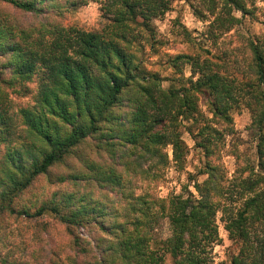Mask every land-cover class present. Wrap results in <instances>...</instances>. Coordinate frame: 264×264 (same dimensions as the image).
Masks as SVG:
<instances>
[{"label": "trees", "instance_id": "16d2710c", "mask_svg": "<svg viewBox=\"0 0 264 264\" xmlns=\"http://www.w3.org/2000/svg\"><path fill=\"white\" fill-rule=\"evenodd\" d=\"M176 1L106 0V22L86 31L66 22L89 0H0V264H212L219 215L238 247L230 264H264V36L242 35V59L227 62L180 23L177 36L196 52L152 64L169 43L154 22ZM185 2L215 44L245 19L258 22L264 0ZM13 95L34 105L15 114ZM241 109L254 157L228 143ZM193 149L204 160L190 184L157 196L152 184L171 167L184 171ZM42 181L62 190L41 201ZM46 217L69 250L27 258L25 242L11 239L25 222L47 231Z\"/></svg>", "mask_w": 264, "mask_h": 264}, {"label": "rangeland", "instance_id": "374dc122", "mask_svg": "<svg viewBox=\"0 0 264 264\" xmlns=\"http://www.w3.org/2000/svg\"><path fill=\"white\" fill-rule=\"evenodd\" d=\"M106 4V0H89L87 5H84L78 9L73 15L67 18L66 24L77 25L86 31L99 30L106 22L104 17L103 7ZM258 22L245 19L243 26L235 28L231 32L221 37L217 43L206 41V33L208 23H204L195 17L190 6L185 0H178L174 3L172 11L160 20L154 22V26L158 31V36L161 39L167 40L169 43L166 47L162 48L160 55L150 57L152 64L157 63L159 60H163L167 54H180V53H195L194 47L186 43L182 37L177 36V32L180 31V25L183 24L195 38H199V41L205 44L206 48L211 50L213 54L224 57L225 61L236 62V59H242V35L246 37H260L264 36V2H258ZM28 19L31 16H27ZM153 69L159 70L157 65H153ZM190 74V70H186V75ZM163 77L172 76V72H162ZM168 83H166L167 85ZM35 86V83L32 84ZM14 100V113L21 108L33 106L34 102L31 97L21 98L16 95L12 96ZM206 110V107H202ZM252 117L247 109H241L234 114V123L236 136L235 138L229 137L228 143L239 144L240 152L246 153L251 157H254L255 142L252 138L250 125ZM187 144L193 148L194 143L190 139L189 135L184 136ZM231 148V147H230ZM229 147L223 151L222 163L228 171L229 175L235 173L238 165L237 160L232 155H229ZM8 148L5 144L0 147V162L3 161ZM167 152L172 159V148L169 147ZM204 160L203 154L200 151L193 149L188 156L187 167L184 171H179L175 167L169 168L164 179L156 186L152 184L154 193L160 198H168L170 195L182 194L184 188L191 182L190 175L195 176L198 172V168L202 166ZM205 177H199L202 182ZM38 188L34 189L33 193L38 194L40 200L50 198L58 190H62L56 185H50L46 182H40L37 184ZM148 184L144 183L142 188H148ZM63 190H66L63 189ZM190 190L194 191L193 188ZM44 222L49 224L48 230H44L41 227H34L31 223L25 222V224H19L18 228L22 232L23 236L15 235L11 239L14 245H19L21 241L25 242L27 251L25 256L27 258L33 253L34 250H45L44 253L49 251H58L59 249L69 250L67 244V238L64 235L63 228L57 224L52 218H44ZM219 234L221 241L214 247L212 253V264H230V260L233 255L238 253V247L229 239L228 233L224 229V224L220 221V215L218 216ZM20 234V233H18ZM81 235L90 240L89 232L85 229L81 230ZM41 252V251H40ZM65 254V253H64ZM167 264H173L168 259Z\"/></svg>", "mask_w": 264, "mask_h": 264}]
</instances>
